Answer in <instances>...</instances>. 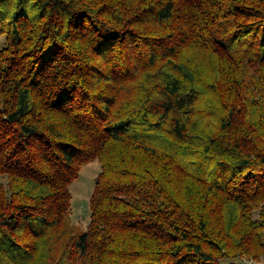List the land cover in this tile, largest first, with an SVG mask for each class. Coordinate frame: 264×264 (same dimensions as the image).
Masks as SVG:
<instances>
[{"label": "trees", "instance_id": "obj_1", "mask_svg": "<svg viewBox=\"0 0 264 264\" xmlns=\"http://www.w3.org/2000/svg\"><path fill=\"white\" fill-rule=\"evenodd\" d=\"M0 37V264H264V0H0Z\"/></svg>", "mask_w": 264, "mask_h": 264}, {"label": "rangeland", "instance_id": "obj_2", "mask_svg": "<svg viewBox=\"0 0 264 264\" xmlns=\"http://www.w3.org/2000/svg\"><path fill=\"white\" fill-rule=\"evenodd\" d=\"M5 44V37H0V48ZM102 169L101 162L95 159L82 166L78 178L70 184L72 198V217L79 230H86L91 222V198L95 189L96 179ZM0 182L7 187V175H0ZM252 263L251 260H247Z\"/></svg>", "mask_w": 264, "mask_h": 264}]
</instances>
